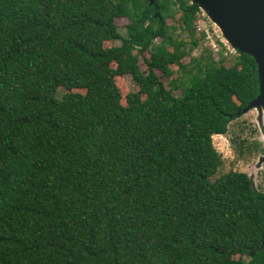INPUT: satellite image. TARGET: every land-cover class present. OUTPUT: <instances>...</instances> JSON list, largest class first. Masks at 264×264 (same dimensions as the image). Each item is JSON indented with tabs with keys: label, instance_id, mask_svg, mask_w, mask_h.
Instances as JSON below:
<instances>
[{
	"label": "trees",
	"instance_id": "trees-1",
	"mask_svg": "<svg viewBox=\"0 0 264 264\" xmlns=\"http://www.w3.org/2000/svg\"><path fill=\"white\" fill-rule=\"evenodd\" d=\"M199 19L192 0H0V264H264V193L216 177L213 142L259 95L257 64L192 57Z\"/></svg>",
	"mask_w": 264,
	"mask_h": 264
},
{
	"label": "rangeland",
	"instance_id": "rangeland-1",
	"mask_svg": "<svg viewBox=\"0 0 264 264\" xmlns=\"http://www.w3.org/2000/svg\"><path fill=\"white\" fill-rule=\"evenodd\" d=\"M201 11V19H199L194 26L197 27L196 38L200 41L198 47L194 49L191 53L192 57L200 58L201 56H206L205 52L213 49L212 42L213 41H205L201 39V32L206 33L204 30L207 29L208 26H211L212 30H214V37L218 38L225 42L228 47V52L233 48L229 44V42L224 37L222 30L217 26L211 18L208 16V13L200 8ZM175 16L172 18H168V23L170 26H174L176 29V37L179 39H184L189 41V38L186 36H180L182 34V30L180 28L183 23V15L179 11L176 10ZM129 24L127 19H117V25L122 34L125 33V27ZM180 28V29H179ZM201 29V30H200ZM204 29V30H203ZM161 42L160 39L156 41V44ZM119 43L107 42L105 43V48H111L114 45H118ZM218 51H214L213 55L217 58ZM239 52L232 51L231 55H238ZM137 55H139L137 53ZM152 52H145L144 54H140V66L142 71L145 73H149V65L147 61L151 59ZM183 63H190V57L187 56ZM112 68L117 69V64L113 63ZM193 68L191 67L190 70ZM170 75H165L163 71L156 70V73L161 79L163 85L171 89L172 84L174 82L178 83L180 79H183L182 72L176 66H169L168 68ZM181 77V78H180ZM117 87L122 96V104L126 105V97L131 92H137L139 90L137 84L133 80L132 76H117L115 78ZM66 91L64 89H60L58 95L61 96ZM82 92V91H80ZM175 95H179L180 91H175ZM234 137H240L241 141H248L249 146H258L260 150L264 149V109H253L248 113L241 114L235 121H233L229 125V132L227 135H215L213 137V142L216 150L219 152L223 159V166L219 170L218 175L216 177H220L223 174H226L230 171L242 172L246 173L249 177L252 178L254 182L255 188L257 190L264 192V153H261L260 150L254 151L252 154H246L243 157H239L236 148L231 142V139Z\"/></svg>",
	"mask_w": 264,
	"mask_h": 264
},
{
	"label": "water",
	"instance_id": "water-1",
	"mask_svg": "<svg viewBox=\"0 0 264 264\" xmlns=\"http://www.w3.org/2000/svg\"><path fill=\"white\" fill-rule=\"evenodd\" d=\"M192 3L208 13L233 49L253 57L257 64L259 95L239 116L253 109H264V0H192Z\"/></svg>",
	"mask_w": 264,
	"mask_h": 264
},
{
	"label": "built area",
	"instance_id": "built-area-1",
	"mask_svg": "<svg viewBox=\"0 0 264 264\" xmlns=\"http://www.w3.org/2000/svg\"><path fill=\"white\" fill-rule=\"evenodd\" d=\"M202 15V14H201ZM201 30V29H200ZM204 30V29H203ZM206 33L205 35V40L206 41H213L212 46H213V51H220L221 49H225L226 51L228 50L227 44L223 42L220 37L218 38L214 37V30H212L211 26H208L207 29L204 30ZM203 32V31H202ZM237 52L235 49H232L231 51H227V53L232 54V51Z\"/></svg>",
	"mask_w": 264,
	"mask_h": 264
},
{
	"label": "flooded vegetation",
	"instance_id": "flooded-vegetation-1",
	"mask_svg": "<svg viewBox=\"0 0 264 264\" xmlns=\"http://www.w3.org/2000/svg\"><path fill=\"white\" fill-rule=\"evenodd\" d=\"M256 190H257V188H256ZM264 193V192H263Z\"/></svg>",
	"mask_w": 264,
	"mask_h": 264
}]
</instances>
